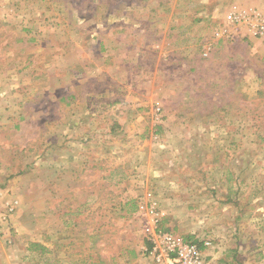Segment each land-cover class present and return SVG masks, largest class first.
Returning a JSON list of instances; mask_svg holds the SVG:
<instances>
[{"label":"rangeland","instance_id":"1","mask_svg":"<svg viewBox=\"0 0 264 264\" xmlns=\"http://www.w3.org/2000/svg\"><path fill=\"white\" fill-rule=\"evenodd\" d=\"M237 12L258 9L0 0L11 264H151L153 231L264 264V38Z\"/></svg>","mask_w":264,"mask_h":264},{"label":"built area","instance_id":"2","mask_svg":"<svg viewBox=\"0 0 264 264\" xmlns=\"http://www.w3.org/2000/svg\"><path fill=\"white\" fill-rule=\"evenodd\" d=\"M227 20L232 24H246L254 36L264 38V15L258 12L231 13ZM14 208L15 203L8 204L4 208V212H0L1 221L8 222V216L14 211ZM154 209L155 207L152 205L151 212ZM158 220V218L154 220L155 224ZM149 243L151 244L149 247L151 264H207L197 244L177 239L171 234L153 231ZM203 244L209 245L208 242Z\"/></svg>","mask_w":264,"mask_h":264},{"label":"crops","instance_id":"3","mask_svg":"<svg viewBox=\"0 0 264 264\" xmlns=\"http://www.w3.org/2000/svg\"><path fill=\"white\" fill-rule=\"evenodd\" d=\"M239 1H241L244 6H248L249 8L250 7L257 8L258 12L261 13L262 15H264V0H239ZM7 196H8V194H7ZM2 197H3V193L0 190V204H2V202H3ZM241 249H242L241 245L238 246V251H237V252H239L238 254H241L240 253ZM4 251L5 250L3 249L2 243L0 240V264H11L10 260L7 258V254L4 253ZM215 264H246V262L244 259H242L241 255H236L228 263H221V262L216 263L215 262Z\"/></svg>","mask_w":264,"mask_h":264},{"label":"trees","instance_id":"4","mask_svg":"<svg viewBox=\"0 0 264 264\" xmlns=\"http://www.w3.org/2000/svg\"><path fill=\"white\" fill-rule=\"evenodd\" d=\"M148 244H149V247H150V246H151V244H150V243H148ZM98 262H99L98 264H100L101 260H98Z\"/></svg>","mask_w":264,"mask_h":264}]
</instances>
